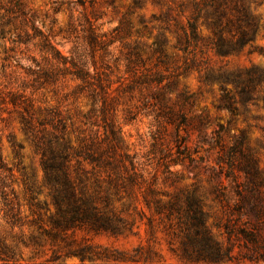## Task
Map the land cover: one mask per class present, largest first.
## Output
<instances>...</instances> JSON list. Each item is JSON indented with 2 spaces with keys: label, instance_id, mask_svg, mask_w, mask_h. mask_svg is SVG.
<instances>
[{
  "label": "rangeland",
  "instance_id": "374dc122",
  "mask_svg": "<svg viewBox=\"0 0 264 264\" xmlns=\"http://www.w3.org/2000/svg\"><path fill=\"white\" fill-rule=\"evenodd\" d=\"M74 1L0 0V159L5 166L0 180L4 202L23 219L21 227L11 228L2 219L6 207L0 196V237L16 246L19 258L15 264H264L248 259L243 240L234 236L219 262L182 258L178 220L158 213L155 207L157 202L166 204L175 198L183 204L187 198L200 199L211 239L224 251L228 247L222 227L226 207L213 192L222 188L224 201L231 206L235 182L212 175V171L227 169L225 164L219 167L215 133L221 126L220 141L227 147L232 136L244 132L243 151L252 154L264 181V83L255 92L254 101L246 105L240 104L234 86L226 85L238 110L229 122L230 115L216 108L220 92L215 79L241 73L252 65L264 69V58L248 57L245 49L235 56L219 57L204 42L188 54L174 49L190 16L188 0H141L140 5L132 0H84L83 5ZM249 1L254 2L251 9L260 25L254 44L264 48V0ZM11 7L17 12L7 14ZM201 21L198 32L206 39L210 32ZM89 26L99 42L107 45L105 50L88 46ZM162 39L163 53H156V42ZM45 40L66 58V65L47 52ZM70 60L85 62L105 86L96 104H91L86 91H78L80 81L65 72ZM43 73L52 79L38 88L36 77ZM157 77L159 83L153 81ZM205 77L214 81L207 83ZM45 110L53 119L39 125ZM23 116L31 122L26 133ZM107 122L121 139L113 159L118 161L127 154L144 177V183L137 180L120 194V200H112L117 212L123 210L121 215L132 224L131 229L118 236L74 230L55 241L39 237L38 246H17L19 238L28 242L30 234L37 235L29 220L39 216L42 228L49 229L48 217L53 212L40 154L34 148L35 137L58 134L73 149L91 142L103 149ZM175 161L179 163L175 165ZM118 165L120 175L126 177L128 162ZM82 166L91 168L87 163ZM75 171L72 161L70 172ZM232 173L239 174L236 169ZM97 174L102 189L106 188L109 171L98 169ZM88 187H93L92 181ZM26 188L34 194V202L46 204L47 211L37 207L35 215H30ZM242 221L247 225L254 219L249 216ZM259 233L264 243V216ZM81 250L82 260L65 257Z\"/></svg>",
  "mask_w": 264,
  "mask_h": 264
},
{
  "label": "trees",
  "instance_id": "16d2710c",
  "mask_svg": "<svg viewBox=\"0 0 264 264\" xmlns=\"http://www.w3.org/2000/svg\"><path fill=\"white\" fill-rule=\"evenodd\" d=\"M80 5L84 0L74 1ZM190 5V16L186 21V27L174 45V49L189 53V49L195 51L199 43H206L209 50L219 57L235 56L244 49L246 56L258 55L264 58V48L255 45L254 41L259 34V20L254 14L251 5L253 1L249 0H188ZM134 5H140L141 0H132ZM7 14L17 12L14 8L6 10ZM19 12L23 14L21 8ZM1 19V16H0ZM201 21L210 32V36L204 39L198 32V22ZM99 37L95 34L92 26L88 27L86 36L88 46L93 49L95 46L105 50L107 45L99 42ZM165 40L156 42V53L162 54V47ZM47 52H50L55 59H61L62 64L66 65L67 60L60 56L59 52L49 45L45 40L43 46ZM137 55V54H136ZM70 69H64L67 74L80 81L78 91L87 92V97L94 105L99 102L100 95L105 93V86L96 74H92L85 62L70 60ZM37 74L33 72L32 75ZM42 79V80H41ZM52 76L43 73L36 77L37 87L51 80ZM153 81L159 83V77ZM205 82L214 81L210 77H205ZM219 84L220 96L216 108L223 110L230 115L229 122L238 114L235 105L234 95L226 88L228 83L232 84L235 94L239 97L241 105H246L255 99V92L264 83V69L256 65L245 69L241 73L234 75L219 76L215 79ZM98 90V91H97ZM163 96V95H162ZM16 97L12 96V101ZM103 104V101H102ZM103 106V105H102ZM27 108L25 113L27 114ZM50 111L45 110V115L37 123L43 125L52 121ZM103 114V108L101 107ZM172 114H170L171 116ZM23 131L31 130V122L28 117H21ZM59 123V122H58ZM56 129L57 126H54ZM103 135L101 142L103 149H99L93 142L81 144L78 148H71L67 142L62 141L61 135L49 134L48 137L37 138L34 148L40 154V165L43 171V179L49 187L50 204L53 212L49 215V229H43L40 225V218L37 216L27 223L35 228L37 235L30 234L28 242L19 238L18 244L25 247L38 246L39 237H46L50 241H55L61 235L74 230H86L94 234L108 233L112 236L121 235L129 231L132 227L122 215L123 212H117L112 206V200H120V194L125 192L128 187L136 184L137 180L144 183L142 173L137 172L136 165L127 155L122 154L121 159L115 161L113 155L115 149L121 146V139L118 131L113 124L107 122L103 126ZM220 131L215 133V144L219 148V167L222 164L227 166L225 172L212 171L216 179H231L235 182V202L227 206L224 201V191L222 188L216 189L213 193L215 198L224 202L226 207V219L222 225L224 233L227 236L228 247L225 251L221 246L211 239V235L205 226L204 213L200 199L187 198L185 204L178 198L171 200L166 204H155L158 213H166L168 217L174 216L181 227L180 254L186 260H205L219 262L224 259L225 254L231 246V237L243 240V248L246 251L248 259L261 260L264 262V243L260 238V229L264 216V192L261 187L264 185L262 178L263 172L257 168L256 160L251 153L243 151L245 143L244 132L238 136H232L230 146L224 147L220 141ZM19 147V146H18ZM75 161V174L70 172V163ZM128 162V172L126 177L120 175L119 163ZM83 163L91 166L90 170L84 169ZM175 165L179 162H173ZM5 166L0 159V171ZM98 169L107 174L106 188L102 189L101 181L98 177ZM236 169L239 173L233 175L232 170ZM125 171H127L125 169ZM111 174V176H110ZM241 181H238V179ZM88 181H92V188L88 187ZM28 206L30 215H35L34 208H40L47 211L46 204L34 202L35 196L29 188ZM153 193V190H149ZM0 196L6 210L3 211L2 219L11 227H21L23 219L20 212L11 211L5 201L4 184L0 180ZM145 204L148 203L145 201ZM127 211L128 209H124ZM252 216L254 221L247 223L242 218ZM76 256L80 260L84 259V252H68L65 257ZM19 254L16 246L7 244L0 237V264H15L18 261ZM57 260L58 257H54Z\"/></svg>",
  "mask_w": 264,
  "mask_h": 264
}]
</instances>
